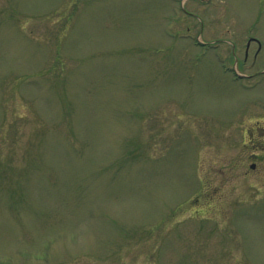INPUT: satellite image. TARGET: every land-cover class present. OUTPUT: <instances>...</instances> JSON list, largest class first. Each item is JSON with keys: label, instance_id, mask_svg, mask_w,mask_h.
Returning <instances> with one entry per match:
<instances>
[{"label": "rangeland", "instance_id": "obj_1", "mask_svg": "<svg viewBox=\"0 0 264 264\" xmlns=\"http://www.w3.org/2000/svg\"><path fill=\"white\" fill-rule=\"evenodd\" d=\"M0 264H264V0H0Z\"/></svg>", "mask_w": 264, "mask_h": 264}, {"label": "flooded vegetation", "instance_id": "obj_2", "mask_svg": "<svg viewBox=\"0 0 264 264\" xmlns=\"http://www.w3.org/2000/svg\"><path fill=\"white\" fill-rule=\"evenodd\" d=\"M248 47H249V44H248Z\"/></svg>", "mask_w": 264, "mask_h": 264}]
</instances>
